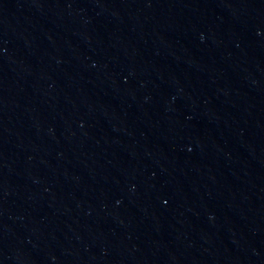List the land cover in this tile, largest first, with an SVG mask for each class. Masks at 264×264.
Here are the masks:
<instances>
[{
    "label": "water",
    "instance_id": "water-1",
    "mask_svg": "<svg viewBox=\"0 0 264 264\" xmlns=\"http://www.w3.org/2000/svg\"><path fill=\"white\" fill-rule=\"evenodd\" d=\"M0 264H264V0H0Z\"/></svg>",
    "mask_w": 264,
    "mask_h": 264
}]
</instances>
